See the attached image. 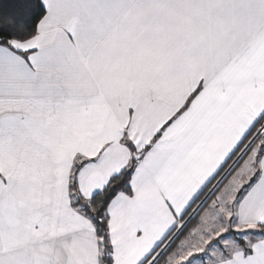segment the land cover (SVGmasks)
<instances>
[{"label":"snow or ice","instance_id":"6c2138e0","mask_svg":"<svg viewBox=\"0 0 264 264\" xmlns=\"http://www.w3.org/2000/svg\"><path fill=\"white\" fill-rule=\"evenodd\" d=\"M0 264H264V0H0Z\"/></svg>","mask_w":264,"mask_h":264}]
</instances>
